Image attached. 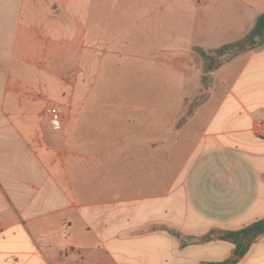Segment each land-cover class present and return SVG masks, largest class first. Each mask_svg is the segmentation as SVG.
<instances>
[{"label":"crops","instance_id":"1","mask_svg":"<svg viewBox=\"0 0 264 264\" xmlns=\"http://www.w3.org/2000/svg\"><path fill=\"white\" fill-rule=\"evenodd\" d=\"M188 3L200 16L199 41L215 42L204 48L241 39L264 12V0ZM91 8L89 0H0V264L231 258L233 243L202 239L264 219V47L250 50L224 97L211 99L214 111L179 162L174 129L155 130L150 141L120 128L96 131L91 98L81 100L78 83L64 78L76 71L84 35L91 61H100ZM114 42L105 50L120 59ZM51 107L63 116L60 130ZM147 152L155 155L142 160ZM237 264H264V237Z\"/></svg>","mask_w":264,"mask_h":264},{"label":"rangeland","instance_id":"2","mask_svg":"<svg viewBox=\"0 0 264 264\" xmlns=\"http://www.w3.org/2000/svg\"><path fill=\"white\" fill-rule=\"evenodd\" d=\"M89 2L92 3L90 27L94 31L91 36L99 40L95 58L100 61L96 64L91 61L85 48L87 35H84L80 38L76 71L71 78H64L78 83L76 95L81 100L91 98L87 107L94 111L92 120L96 131L120 128L131 134L142 133L139 137L150 141V134L155 130L162 133L174 129L175 159L182 162L208 119L206 112L210 108L213 112L216 107L209 104L211 99L224 97L251 54V51L232 52L219 57L215 51L244 39L254 26L239 40L217 48H204L214 46L215 42L199 41L200 16L188 0ZM118 14L125 18L116 25ZM220 24H217L219 29ZM112 38L116 40L113 48L122 52L120 59L109 56L105 50ZM198 42L202 46L195 44ZM209 66L213 69L209 70ZM67 95L71 96L70 90ZM104 103H114L117 112H112L111 106ZM162 154H156V158ZM153 155L142 153V160H149ZM118 156L112 152L109 160L117 164ZM126 156L135 159L138 154Z\"/></svg>","mask_w":264,"mask_h":264},{"label":"trees","instance_id":"3","mask_svg":"<svg viewBox=\"0 0 264 264\" xmlns=\"http://www.w3.org/2000/svg\"><path fill=\"white\" fill-rule=\"evenodd\" d=\"M263 47L264 13L258 17L254 27L244 39L235 43L226 44L223 47L218 48L215 53L219 57H222L232 52L240 53L253 49H260ZM202 54L204 56L206 55L205 52H203ZM212 69L213 66H209V70ZM262 237H264V219L236 231H214L205 236L202 239V242L206 243L217 239L233 243L235 245L233 256L221 263L216 264H237L239 260L247 254L252 245L258 240H260Z\"/></svg>","mask_w":264,"mask_h":264},{"label":"built area","instance_id":"4","mask_svg":"<svg viewBox=\"0 0 264 264\" xmlns=\"http://www.w3.org/2000/svg\"><path fill=\"white\" fill-rule=\"evenodd\" d=\"M49 114L51 117V123L53 127L57 130H60L63 126V116L58 108L52 107L49 110Z\"/></svg>","mask_w":264,"mask_h":264}]
</instances>
